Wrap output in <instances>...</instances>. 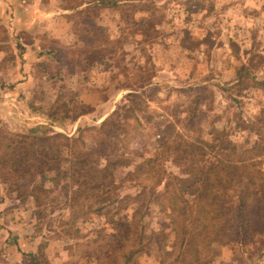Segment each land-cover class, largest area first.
I'll return each mask as SVG.
<instances>
[{
	"label": "rangeland",
	"instance_id": "obj_1",
	"mask_svg": "<svg viewBox=\"0 0 264 264\" xmlns=\"http://www.w3.org/2000/svg\"><path fill=\"white\" fill-rule=\"evenodd\" d=\"M24 1L22 7L18 0L0 3V27L8 33L5 50L0 51V128L26 133L39 127L73 137L79 129L99 126L134 91L150 99V110L164 117L179 105H189L190 97H200L198 113L208 116L207 121L200 120L201 127L208 130L214 121L236 144L264 136V127L253 119L258 104H264V94L247 90L237 97L236 91L228 90L241 63L248 65L257 53L264 56V0H105L108 4L115 1V7L109 5L95 14L76 13V7L90 4L92 8L95 0ZM151 3L167 6L165 18L156 28L141 27L142 36H133L139 26L132 21L142 15L136 10ZM68 9H73L70 16ZM86 13L98 19L93 28L80 23ZM105 38H112L109 46L118 38L122 49L112 56L96 55L106 48L101 45ZM197 40L200 44L195 50L185 48ZM251 75L239 73L238 77L248 80ZM179 88L190 92L181 94L176 91ZM85 105L90 109L79 115ZM53 109L59 120L50 122L45 113ZM154 130L142 128L141 135L132 140L130 152L148 150L149 156L155 146ZM164 168L173 176L184 172L183 166L171 162ZM127 170L116 172L113 192L98 199L93 205L96 211H77L76 215L64 204V190L56 189V200L40 205L32 199L14 200L0 187V264H34L31 257L37 264H103V260L112 264L110 259L122 263L125 252L139 247L146 249L130 264H182L174 261L175 254L166 258L174 238L153 199L142 209L140 229L150 239L136 245L133 238L125 240L129 226L123 219L136 207L128 195L153 183L143 178L121 183ZM11 200L22 206L2 211L3 201L10 204ZM40 208L43 213L38 218L35 210ZM104 240L112 246L101 251L97 245ZM124 241L125 248L118 251ZM216 250L214 256L204 259L208 264H219V258L225 256L220 264H264L261 237L239 239ZM230 254L233 263L228 262Z\"/></svg>",
	"mask_w": 264,
	"mask_h": 264
},
{
	"label": "trees",
	"instance_id": "obj_2",
	"mask_svg": "<svg viewBox=\"0 0 264 264\" xmlns=\"http://www.w3.org/2000/svg\"><path fill=\"white\" fill-rule=\"evenodd\" d=\"M18 1L20 7L25 5L24 0ZM109 5L115 7L116 2L108 4L105 0H95L92 8L90 4L82 9L81 5L76 7V13L92 11L95 14ZM143 6H150L146 7L149 10ZM68 11L70 16L73 9ZM167 11L164 5H142L136 10L142 13L141 18L132 21V25H138L139 29L132 35L142 36L140 29L146 24L149 28H156ZM158 12L160 17L156 18ZM97 22V17L86 13L80 23L93 28ZM120 27L121 24L118 31ZM108 39L102 40L101 45L106 48H101L96 55L112 56L122 49L118 38L112 46H109L112 38ZM7 41L8 33L0 27V51L5 50ZM199 44L197 40L185 48L195 50ZM253 60L248 65H239L236 81L228 86V90L236 91L237 97H243L247 90L264 94V56L257 53ZM239 73L247 77L252 75L244 80L238 77ZM176 91L188 94L190 89ZM127 97L126 102L117 105L99 126L79 129L73 137L50 133L39 127L30 128L26 133L0 128V187L14 200L25 202L32 199L40 205L56 200V189L64 190V204L68 210L73 215L77 211L83 214L96 211L93 205L98 204V199L113 192L118 170L132 167L120 179L121 183L139 182L142 178L153 180L148 189L142 188L136 194L128 195L136 207L123 222L129 226L125 240L133 238V245L143 243L147 237L140 232L142 209L150 205L152 199L162 209L164 226L170 228L174 238L171 250H166V258L175 254L174 261L182 264H208L204 259L214 256L221 245L239 239L243 242L244 239L264 238V136L236 144L229 138V132L214 121L208 130H204L200 120L207 121L208 116L198 113V96L190 97V104L185 108L179 105L171 109L170 115L165 117L150 110L151 100L141 92L132 91ZM84 109L79 115L86 114L90 107L85 105ZM45 115L50 122L59 120L54 109ZM155 115L162 119H155ZM253 119L264 127L263 103L258 104ZM145 127L155 129L153 151L149 156H146L148 150L131 153L132 140L141 135L139 131ZM166 162L183 166V174L173 176L166 173ZM146 193H149L147 198ZM96 195L100 196L97 198ZM117 202L122 204L121 200ZM35 211L38 218L42 216L41 208ZM96 242L95 239L93 243ZM125 243L118 251L125 248ZM106 246H112L108 240L98 244L97 249L106 251ZM145 249L129 250L123 254L122 263L109 258L110 263L130 264L134 256ZM96 253L94 255L100 251ZM31 258L37 264L36 258Z\"/></svg>",
	"mask_w": 264,
	"mask_h": 264
},
{
	"label": "crops",
	"instance_id": "obj_3",
	"mask_svg": "<svg viewBox=\"0 0 264 264\" xmlns=\"http://www.w3.org/2000/svg\"><path fill=\"white\" fill-rule=\"evenodd\" d=\"M4 2H10V0H3ZM2 2V0H0V3ZM4 14H6V10L4 11V13H3V17L5 16ZM12 201V200H11ZM3 203H4V201H3ZM1 204V207H3L2 208V211H8L10 208H13V209H19V207H21L22 205L21 204H18L19 202H17V201H12L10 204H8V203H5V204ZM1 211V212H2ZM20 222H23V221H20ZM17 224H18V222H17ZM10 229H12V228H10L9 227V230ZM10 231H12V230H10ZM7 234H12L13 236H18L16 233H9V232H7ZM18 242H19V239L17 240ZM19 244H22L21 242L19 243ZM223 248V247H222ZM222 248H221V250H222ZM227 249H229V246H227L226 247ZM224 253V252H223ZM226 257V256H225ZM225 257H220L219 258V261H222V260H225ZM240 257V256H239ZM234 257L233 256H231V254H230V256H227V259H228V262L229 263H233V259ZM235 259V258H234ZM219 261H217V263H219L220 264V262ZM225 262V261H224Z\"/></svg>",
	"mask_w": 264,
	"mask_h": 264
}]
</instances>
